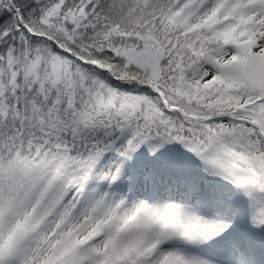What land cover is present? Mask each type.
I'll list each match as a JSON object with an SVG mask.
<instances>
[{"label":"snow or ice","instance_id":"obj_1","mask_svg":"<svg viewBox=\"0 0 264 264\" xmlns=\"http://www.w3.org/2000/svg\"><path fill=\"white\" fill-rule=\"evenodd\" d=\"M0 264H264V0H0Z\"/></svg>","mask_w":264,"mask_h":264}]
</instances>
